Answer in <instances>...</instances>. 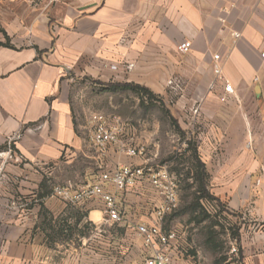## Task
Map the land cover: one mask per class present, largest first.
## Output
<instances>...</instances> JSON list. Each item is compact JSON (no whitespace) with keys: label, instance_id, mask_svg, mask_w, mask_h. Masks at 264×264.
Instances as JSON below:
<instances>
[{"label":"crops","instance_id":"1","mask_svg":"<svg viewBox=\"0 0 264 264\" xmlns=\"http://www.w3.org/2000/svg\"><path fill=\"white\" fill-rule=\"evenodd\" d=\"M0 26L12 44L0 45V264H131L147 254L136 226L153 223L161 197L146 179L116 192L126 232L116 256L101 197L52 195L121 165L162 166L157 132L118 118L119 142L99 151L87 111L78 120L72 75L147 86L180 125L200 102L209 190L239 226L244 263L264 264V0H0ZM184 41L192 47L180 54ZM225 81L234 93L221 102ZM136 146L144 155L123 150Z\"/></svg>","mask_w":264,"mask_h":264},{"label":"rangeland","instance_id":"2","mask_svg":"<svg viewBox=\"0 0 264 264\" xmlns=\"http://www.w3.org/2000/svg\"><path fill=\"white\" fill-rule=\"evenodd\" d=\"M0 37L3 41L6 40L2 32ZM69 78L70 97L76 111L79 110L81 113L77 116L79 121L84 120L82 116L84 111H87L86 118L92 112L100 111L110 119L118 118L136 127H147L157 132L158 165H166L170 171L178 174V205L165 217L164 228L177 231L182 264H225L230 239L234 236L237 224L227 213L219 215L217 208L209 205H206V208L210 215L205 216L206 218L199 211L191 213L184 210L195 194L193 178L190 176L193 159L189 152L184 153V149L189 140L195 141L199 149L200 135L204 129L199 117L200 111L195 112V108L200 109L201 103H191L186 117L181 119L180 127H186L185 129L181 127L185 131L183 134L177 130L159 105L141 103L131 90L108 91L106 85L97 83L92 78L80 75H72ZM167 105L170 108V104ZM118 112L126 114L127 117L120 118ZM107 227L112 231L114 247H117L114 249L116 256L126 232L117 225V222H111Z\"/></svg>","mask_w":264,"mask_h":264},{"label":"built area","instance_id":"3","mask_svg":"<svg viewBox=\"0 0 264 264\" xmlns=\"http://www.w3.org/2000/svg\"><path fill=\"white\" fill-rule=\"evenodd\" d=\"M192 44L184 41L177 46L180 54L190 51ZM264 58V45L260 53ZM214 73L221 78L222 65L220 55L213 56ZM175 91H181L179 81H169ZM224 92L220 95L221 102H228L234 93L231 83L224 82ZM199 108H195L198 112ZM90 123L93 129L92 141L100 152L113 143L119 142L121 126L112 122L105 113L97 111L90 115ZM129 156H141L145 153L144 146H136L123 149ZM100 181L87 184L82 187H75L72 184L55 185L52 195L69 202H80L95 197H101L105 203V212L109 220L117 222L122 218V213L117 200V191H124L133 187L140 180L146 179L151 187L159 194L161 200L153 210L154 221L152 224L140 223L136 231L140 235L143 245L147 251L146 256L131 264H180L177 242L179 235L176 230L164 228L165 217L177 207L179 201L178 176L170 171L166 165L152 168L145 165H121L113 171L101 173ZM103 183L109 184L113 189H106ZM177 249V250H176ZM225 264H245L240 252L238 238H231Z\"/></svg>","mask_w":264,"mask_h":264},{"label":"trees","instance_id":"4","mask_svg":"<svg viewBox=\"0 0 264 264\" xmlns=\"http://www.w3.org/2000/svg\"><path fill=\"white\" fill-rule=\"evenodd\" d=\"M0 32L3 33L6 39L3 42L0 41V45L12 47V44L10 43V37L1 26ZM95 82L105 84L106 88H108V91H113L114 89L131 90L138 96L141 103H148L154 106L159 105V107L171 119V122L176 126L177 130L180 133H185V131L180 127L178 119L172 114L171 109L166 104L164 98L160 94L152 91L149 87L132 82L103 83L99 80H95ZM186 144L187 146L184 149V153L189 152L193 159V166L190 168L192 171L190 176L193 178L192 186L195 187V194L192 201L185 207L184 210L191 213H197L199 211L200 213H203L204 217H208L210 214L207 212L208 208H206V205H209L213 208L216 207L218 212L217 214L219 215L223 214L225 211L229 213L225 205L209 190V172L207 171L206 164L201 159L196 142L189 140L186 142ZM238 237L239 226L237 225L233 238Z\"/></svg>","mask_w":264,"mask_h":264}]
</instances>
